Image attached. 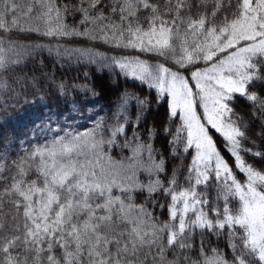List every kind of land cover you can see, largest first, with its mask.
<instances>
[{
  "label": "snow or ice",
  "instance_id": "1",
  "mask_svg": "<svg viewBox=\"0 0 264 264\" xmlns=\"http://www.w3.org/2000/svg\"><path fill=\"white\" fill-rule=\"evenodd\" d=\"M0 264H264V0H0Z\"/></svg>",
  "mask_w": 264,
  "mask_h": 264
},
{
  "label": "rangeland",
  "instance_id": "2",
  "mask_svg": "<svg viewBox=\"0 0 264 264\" xmlns=\"http://www.w3.org/2000/svg\"><path fill=\"white\" fill-rule=\"evenodd\" d=\"M77 124H84V123H87L89 126H91V121H84V120H77L76 121Z\"/></svg>",
  "mask_w": 264,
  "mask_h": 264
},
{
  "label": "trees",
  "instance_id": "3",
  "mask_svg": "<svg viewBox=\"0 0 264 264\" xmlns=\"http://www.w3.org/2000/svg\"><path fill=\"white\" fill-rule=\"evenodd\" d=\"M75 75V73H69V76Z\"/></svg>",
  "mask_w": 264,
  "mask_h": 264
}]
</instances>
